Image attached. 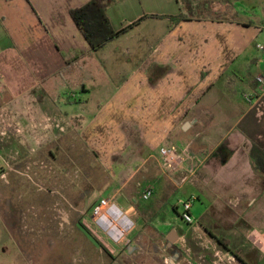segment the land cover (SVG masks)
I'll return each instance as SVG.
<instances>
[{
	"label": "crops",
	"instance_id": "1",
	"mask_svg": "<svg viewBox=\"0 0 264 264\" xmlns=\"http://www.w3.org/2000/svg\"><path fill=\"white\" fill-rule=\"evenodd\" d=\"M89 1L0 0L2 111L44 145L81 140L121 188L176 146L199 203L176 242L208 245V264H264V175L249 156L264 151V15L239 18L235 0L231 19L196 0H114L106 14L124 32L92 51L70 16ZM223 145L222 161L211 154Z\"/></svg>",
	"mask_w": 264,
	"mask_h": 264
},
{
	"label": "rangeland",
	"instance_id": "2",
	"mask_svg": "<svg viewBox=\"0 0 264 264\" xmlns=\"http://www.w3.org/2000/svg\"><path fill=\"white\" fill-rule=\"evenodd\" d=\"M196 1L199 7L213 5L216 11L207 12L209 17L232 18L230 0ZM234 3L241 19L264 15V0ZM5 102L0 97V264L209 263L210 248L197 239L192 241L191 234L179 243L176 240L171 247L167 241L171 231L177 236L183 233L177 227L183 225L180 208L176 213L171 205L195 193L189 187L193 177L180 183L187 176L184 170L172 172L162 167L161 161L151 159L142 167L137 166L139 170L133 179L121 188L81 140L57 137L44 145L34 139L38 136L33 133L32 123L5 115ZM26 141H37V148ZM211 151L209 148L208 153ZM227 154L231 155V151L223 145L211 155L223 161ZM195 156L202 160L207 154ZM260 184L263 186L264 181ZM147 187H152L153 196L143 201L141 194ZM101 200L108 205L104 212L95 215ZM261 201L264 202L263 195L257 197V204ZM112 205L125 214L121 221L127 227L117 244L110 241L97 221L101 215L110 214ZM193 207L197 212L199 203H193ZM158 222L161 232L155 228ZM113 224L118 225L115 220ZM189 242L200 250L198 254L188 250Z\"/></svg>",
	"mask_w": 264,
	"mask_h": 264
},
{
	"label": "trees",
	"instance_id": "3",
	"mask_svg": "<svg viewBox=\"0 0 264 264\" xmlns=\"http://www.w3.org/2000/svg\"><path fill=\"white\" fill-rule=\"evenodd\" d=\"M113 2L114 0H90L84 6L70 11L71 19L82 33L92 51L100 49L103 45L112 41L124 32V30L114 31L107 17L106 11ZM170 19L173 20V22L177 20L174 18ZM183 19L184 16H179V20ZM137 23L138 22L135 24ZM249 156L253 161L255 168L264 175V151L257 146L252 145ZM172 208L173 211L177 213V207ZM83 230L95 244H98V241L92 234L86 231L85 228H83ZM216 240L221 247L227 250V246L222 239L216 238ZM233 255L236 257L235 254ZM237 259L242 264H245L240 258Z\"/></svg>",
	"mask_w": 264,
	"mask_h": 264
},
{
	"label": "built area",
	"instance_id": "4",
	"mask_svg": "<svg viewBox=\"0 0 264 264\" xmlns=\"http://www.w3.org/2000/svg\"><path fill=\"white\" fill-rule=\"evenodd\" d=\"M256 49L260 52H264V44H257ZM257 81L262 83V78H257ZM188 153V152H187ZM159 154L161 158V164L162 167L166 168L169 171L176 172L179 169L182 168L184 163L186 162L185 160V153L179 151L175 147L171 146H164L159 149ZM189 173H187V176H184L181 180L180 183H185L191 178V172H192V166L189 167ZM153 196V189L152 187H147L145 190H143L141 194V199L143 201H148L151 197ZM197 200V197L195 195H190L186 199H181V201L178 202L177 208H180V213H179V218L181 221L188 225L192 226L195 224V219L193 218V215L191 213L193 203H195ZM108 205V202L105 200H101L97 203L95 207V215L99 214L100 212H104V208ZM112 208H117L115 205H112ZM111 209V207H110ZM104 210V211H103ZM112 210V209H111ZM103 215H101L97 221L99 228H101L110 241L112 243L117 244L119 241H121V238L124 235V230H126V226L122 223L121 221V216L117 217L116 219L112 218L113 220L117 221L118 225H114L113 222L111 224L110 228H104L103 226ZM262 242L264 244V236L262 239ZM264 246V245H263ZM264 253V247L261 249Z\"/></svg>",
	"mask_w": 264,
	"mask_h": 264
},
{
	"label": "bare ground",
	"instance_id": "5",
	"mask_svg": "<svg viewBox=\"0 0 264 264\" xmlns=\"http://www.w3.org/2000/svg\"><path fill=\"white\" fill-rule=\"evenodd\" d=\"M119 215L125 216V214L121 210H119L118 208H113V210L110 211V214H104V216H103L104 228H110L111 224L113 222L112 217L114 219H116L117 217H120Z\"/></svg>",
	"mask_w": 264,
	"mask_h": 264
},
{
	"label": "water",
	"instance_id": "6",
	"mask_svg": "<svg viewBox=\"0 0 264 264\" xmlns=\"http://www.w3.org/2000/svg\"><path fill=\"white\" fill-rule=\"evenodd\" d=\"M178 236L175 233V231H171L170 234L167 237L168 246L171 247L173 244H175V241L177 240ZM171 264H175L173 261H171Z\"/></svg>",
	"mask_w": 264,
	"mask_h": 264
}]
</instances>
